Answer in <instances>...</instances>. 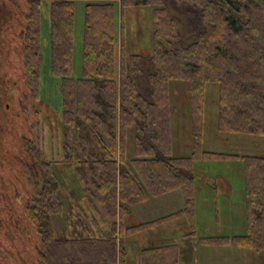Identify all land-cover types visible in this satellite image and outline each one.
<instances>
[{"label":"trees","instance_id":"16d2710c","mask_svg":"<svg viewBox=\"0 0 264 264\" xmlns=\"http://www.w3.org/2000/svg\"><path fill=\"white\" fill-rule=\"evenodd\" d=\"M9 2L20 24L15 38L23 53L28 95L37 107L45 108L40 97L41 12L43 5L47 7L48 72L61 83V125L64 130L69 127L74 135L72 146L61 142L62 151H75H66V160L60 163L69 164L68 158L74 159L81 185L86 184L81 170L88 171L92 182L84 186L86 194L110 228L106 239L56 237L52 219L63 210L58 172L51 161L38 169L28 160V154L46 156L49 148H55L52 125L37 110L38 138L35 142L24 138L22 146L27 154L24 167L33 180L34 194L24 211L39 241L37 264H124V240L170 217L185 218L186 236L195 238V191L201 174L195 175L194 163L222 159L243 163L247 233L221 238L219 244L264 252V157L201 149L205 87L209 83L219 88L218 131L264 137V0ZM78 2L84 3L81 76L74 78ZM144 6L153 7L150 53L128 54L124 11ZM15 38H11L13 43ZM170 81L187 84L193 152L185 158L171 157L167 113ZM128 133L134 145L132 157L126 161ZM177 190L184 198L182 210L146 223L131 217V205ZM218 239L207 238L205 243L213 245ZM166 249H143L142 264H170L151 263L152 256L163 261L166 256L160 252Z\"/></svg>","mask_w":264,"mask_h":264},{"label":"rangeland","instance_id":"374dc122","mask_svg":"<svg viewBox=\"0 0 264 264\" xmlns=\"http://www.w3.org/2000/svg\"><path fill=\"white\" fill-rule=\"evenodd\" d=\"M11 0H0V154L9 150L12 154L11 172L5 178V183L0 186L6 189L8 209L13 215L24 217V206L30 196V186L20 185L19 173L27 174V162L23 149V139L38 138L36 123L39 121L35 104L28 95L22 70V49L18 38L19 20L14 8L9 4ZM16 3V2H15ZM83 2H78L75 7L74 21V46L72 76H81V39L83 29ZM152 6L127 9L124 11L125 50L128 54L147 56L151 49L152 40ZM10 13V14H8ZM8 14V15H7ZM41 102L54 114L62 111V90L60 81L51 77L49 67V17L47 7L43 5L41 12ZM9 16L8 21L5 17ZM15 38L16 42H12ZM168 92V126L171 141V157L185 158L191 156V109L188 99L187 84L181 81H170ZM218 85L209 83L205 87L204 124L202 130L201 149L204 152H213L225 155L262 156L264 157V137L257 135L230 134L218 131ZM41 114V113H40ZM55 116L51 117L53 128ZM53 131L55 132L54 128ZM127 152L132 157L134 140L130 133L127 137ZM49 144V142L47 143ZM54 150L46 156L53 160ZM59 156V155H58ZM59 157H62L61 155ZM46 159V160H47ZM64 158H59L63 160ZM28 160L34 161L37 168L41 162L37 155H29ZM243 163L234 159L214 161H198L194 169L198 174L197 185L199 193H195V238L191 253L187 252V245L178 250V264H264V252H255L234 246H222L221 238L244 236L247 225L244 216V177ZM61 170L59 182L62 189V212L53 217V227L58 238L85 236L87 226L94 218L83 215L86 212L81 208V202L90 198L86 194L85 185H91V175L84 173L85 185H81L76 177L75 162L58 164L54 167ZM84 170V169H83ZM28 175V174H27ZM24 177V175L22 174ZM220 179L228 184L225 189ZM9 181V182H8ZM30 180V185H31ZM23 188L25 193L21 189ZM19 190V191H18ZM18 193H23L18 198ZM179 194V195H178ZM178 191L169 198V202L162 201L163 197L152 199V202H162L160 207L177 203L181 197ZM183 197V196H182ZM16 200H13L15 199ZM184 199V198H183ZM76 206L77 209H76ZM158 206V207H159ZM148 212L147 205H139L135 209ZM133 211V209H131ZM84 218H83V216ZM19 220H21V218ZM181 218V217H179ZM21 225V222L18 223ZM16 227L10 224L9 218L0 221V264H37L38 237L33 229L22 236H17ZM169 232H166V234ZM207 238L218 239L215 244L209 245ZM198 243V244H197ZM33 248H32V247Z\"/></svg>","mask_w":264,"mask_h":264},{"label":"crops","instance_id":"0c3cea01","mask_svg":"<svg viewBox=\"0 0 264 264\" xmlns=\"http://www.w3.org/2000/svg\"><path fill=\"white\" fill-rule=\"evenodd\" d=\"M130 158V152L128 151L126 152V161H129ZM195 175L198 176V173H196ZM220 182L226 189L228 183L222 179H220ZM197 188L198 185L196 183L195 193H199V189ZM178 191L179 190L156 197H149L145 202L135 203L131 205V217L134 219V221L142 223L153 222L162 218L170 217L171 215L184 208V199L182 195L177 199V203H170V205H164L163 207L159 206L160 204H162V202H152V199L163 197L162 201L169 202V198H171L172 195L174 196L175 194H177ZM139 205H147L149 211L144 212L143 210H141L142 208H138L136 210L135 207ZM86 206H88L87 208L93 207L92 205L88 204H86ZM131 209H133V211ZM93 210L96 211L94 207ZM93 221L94 222L90 226L86 227L84 234L85 236L80 237H90L98 239L108 238L110 234L108 223L98 214L94 216ZM186 227L187 222L185 218L170 217L162 223L142 231L140 234L126 238L123 244L125 261L124 264H142V250L146 248H167L165 252H160L162 254L161 256H166L165 258H163V261L159 262L157 259H155V256H152L151 263L168 262L170 264H178V250L181 249L182 246L187 245V252L191 253V251L193 250L192 245L194 246V243H192L193 241H191L190 239H187L188 241H186V239L179 238L180 233L182 238H190L186 236ZM166 232H169V234H166ZM67 236L68 235H66L65 238H68Z\"/></svg>","mask_w":264,"mask_h":264},{"label":"flooded vegetation","instance_id":"af4514ba","mask_svg":"<svg viewBox=\"0 0 264 264\" xmlns=\"http://www.w3.org/2000/svg\"><path fill=\"white\" fill-rule=\"evenodd\" d=\"M38 111L43 115L44 119L46 120V122H48V124H51V117L52 115L55 116L53 121H54V124H53V128L55 130L54 132V135L52 136V141H53V146H55V148L53 149L50 145L51 148H49L47 150V155L48 156L51 151L54 150V155L51 154L52 156V159L53 160H48L46 158V156H44L42 153H40L38 156V158L40 159V162H41V165L42 164H48L50 161L53 163V169L56 171V169L54 168L55 166H57L58 164H61L60 161L62 160H59V158H64L63 160H66L65 159V152L67 150H63L60 149V146H61V142H67L69 144V146H72L73 144V139H74V135L72 133V130L67 127L65 130L63 129L62 127V118H61V112L59 113V115H56L54 114L53 112H51L48 108H45L43 106H40L38 107ZM42 135L44 137H47V134L45 133H42ZM46 139V138H45ZM49 142H50V139H49ZM63 145V143H62ZM72 151H75V148L72 150ZM71 150H68L67 152L69 154H71L72 152ZM61 155L62 157H59ZM12 157V154L9 150H5L2 152V154H0V179H1V182L5 183V178L10 175V172L12 171L11 170V158ZM47 159V160H46ZM68 161H69V164L70 163H73L74 162V159H72L71 157L68 158ZM40 165V166H41ZM30 166L32 168H37V165L36 163L33 161H31L30 163ZM26 173L28 174H24V173H19L18 177L20 178V182H18L20 185H25V187L28 189L29 186H30V190L31 193L30 196L28 197L27 201L29 200V198L34 194V190L32 189V184L30 185V180L33 182L32 178H30V175L27 171V168H26ZM82 171V174H83V177H84V173L83 172H86V170H81ZM58 172V178L61 174V170L57 171ZM22 174L24 175V177L22 176ZM39 176V175H38ZM38 178L37 177V181H38ZM60 181V180H59ZM85 181V180H84ZM9 182V181H8ZM31 182V183H32ZM18 189H21L23 191V193H25L24 189L23 188H18ZM19 191V190H18ZM58 192L60 194H62V189H61V186H60V182L58 184ZM23 193H18V198H21V195H24ZM6 195V189L5 187H1L0 186V221H3L4 218H9L10 219V224L12 226H15L16 229H15V232H17V236H22L25 233L29 232V222L27 220V216H26V213L24 211V217H20L18 215H13L12 212H10V210L8 209V202H7V199L5 197ZM62 196V195H61ZM13 200H16L13 199ZM27 201H26V204H27ZM81 208H83L84 210H86V212H83V215H88L92 218H94V216L96 214H98L96 211L93 210V207H90V208H87L88 206H86V204H88L87 200H85V203L84 204L83 202H81ZM25 204V206H26ZM89 205V204H88ZM24 206V208H25ZM78 206H76V209H77ZM95 212V213H94ZM82 215V216H83ZM21 218V220H19V218ZM84 218V216H83ZM19 221L21 222V225H19ZM24 231V232H23ZM32 247V246H31ZM33 248V247H32Z\"/></svg>","mask_w":264,"mask_h":264}]
</instances>
